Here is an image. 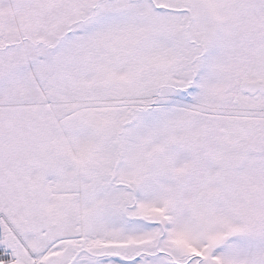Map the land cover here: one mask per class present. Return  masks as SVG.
Instances as JSON below:
<instances>
[{
    "label": "snow or ice",
    "instance_id": "1",
    "mask_svg": "<svg viewBox=\"0 0 264 264\" xmlns=\"http://www.w3.org/2000/svg\"><path fill=\"white\" fill-rule=\"evenodd\" d=\"M0 264H264V0H0Z\"/></svg>",
    "mask_w": 264,
    "mask_h": 264
}]
</instances>
